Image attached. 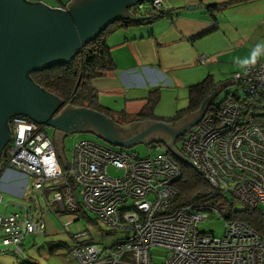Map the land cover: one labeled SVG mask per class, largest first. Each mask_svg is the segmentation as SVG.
<instances>
[{
    "label": "built area",
    "instance_id": "1",
    "mask_svg": "<svg viewBox=\"0 0 264 264\" xmlns=\"http://www.w3.org/2000/svg\"><path fill=\"white\" fill-rule=\"evenodd\" d=\"M162 1H139L133 12L140 16L147 9L159 12ZM232 79L245 96L264 93V60L256 57ZM8 126L11 138L3 151V168L26 178L21 196L25 202L10 203L9 211L5 204L0 212V253L12 247L20 255L19 246L27 236L45 231L46 212L57 216L84 209L108 228L130 234L103 248L80 242L84 233L71 234L64 226L74 242L69 255L78 264H264V237L249 225L223 219L221 237L199 231L201 221L219 214L218 207L204 202L169 210L182 172L166 151L141 157L84 138L73 145L70 162L63 168L40 125L14 116ZM182 151L222 196L230 193L244 207L264 214V130L242 113L236 99H225L217 112H206L188 128ZM109 168L121 173L112 177ZM49 191L51 200L46 196ZM156 246L166 251L160 263L151 261L150 250Z\"/></svg>",
    "mask_w": 264,
    "mask_h": 264
},
{
    "label": "crops",
    "instance_id": "2",
    "mask_svg": "<svg viewBox=\"0 0 264 264\" xmlns=\"http://www.w3.org/2000/svg\"><path fill=\"white\" fill-rule=\"evenodd\" d=\"M227 1L231 3L226 8L214 12L215 19L203 7ZM190 5H197L198 8L186 10ZM146 11L143 14L147 17L156 13L149 9ZM157 14L151 21L115 28L106 38L114 68L94 79L93 86L98 92L99 104L112 110L113 117H118L117 112L120 111L130 115L138 113L144 106L149 91L152 88L160 89L161 84L172 89L186 87L188 95L190 86L209 75L215 81L214 71L217 67L224 65L229 72V65L236 64L240 67L251 63L256 57L264 60V0H163L161 14ZM201 57L207 60L201 62ZM226 71L220 73L225 74ZM235 72L238 70L231 74ZM219 83L220 80L217 86ZM228 85L230 84L225 87ZM109 98L113 100L109 101ZM141 122L144 128L148 127V123ZM116 124L120 126L123 139L138 133L137 127L143 131L139 122L131 124L132 126ZM153 134L147 138L150 142L148 145H156L154 148L158 150L161 148L159 143L151 142L156 133ZM160 136L161 133L157 137L165 139L164 144L169 140L164 133ZM57 154L64 167L67 161L63 155V142L61 153ZM3 178V183H0L1 191L21 197L26 178L16 170L9 169L3 173ZM46 196L51 200L52 192H47ZM41 203L43 206V201ZM48 214L49 212L45 217ZM60 218L63 220L64 216Z\"/></svg>",
    "mask_w": 264,
    "mask_h": 264
},
{
    "label": "water",
    "instance_id": "3",
    "mask_svg": "<svg viewBox=\"0 0 264 264\" xmlns=\"http://www.w3.org/2000/svg\"><path fill=\"white\" fill-rule=\"evenodd\" d=\"M138 1L142 0H70L65 8H51L41 2L0 0V159L11 138L9 119L24 116L54 130L59 154L63 139L73 133H90L121 149L139 142L148 144L147 138L153 133H156L155 139L151 142H165L157 137L164 133L169 137L165 143L168 151L179 161L196 168L175 148L176 139L201 119L227 84L236 83V80L219 83L197 111L179 121L169 124L147 120L143 121L148 123L146 128L139 122L143 131L137 127L138 133L123 139L120 126L111 118L86 107L67 105L62 108L61 99L30 78L32 72L69 63L101 31L118 20L131 18L129 8ZM197 8V5H190L186 10ZM149 18L136 19L142 22Z\"/></svg>",
    "mask_w": 264,
    "mask_h": 264
},
{
    "label": "trees",
    "instance_id": "4",
    "mask_svg": "<svg viewBox=\"0 0 264 264\" xmlns=\"http://www.w3.org/2000/svg\"><path fill=\"white\" fill-rule=\"evenodd\" d=\"M229 3L231 1L219 4H206L203 7L215 19L214 12L221 11ZM63 8H65V5ZM157 16L158 14L155 13L146 20L151 21ZM136 18L132 17L114 22L105 30L101 31L95 39L82 47L79 53L69 63L55 64L41 71L32 72L30 78L36 85L61 99L62 108L67 105L72 107H86L105 114L113 119L115 123L121 124L122 126H129L144 120L175 123L188 113L197 111L205 98L214 91L218 84V82L212 79L211 75L188 88L187 105L177 110L170 117L159 118L154 114V108L160 100L159 88L150 90L148 96L145 98L146 102L144 106L134 115L120 111L117 112L118 117H113L112 110L99 104L98 92L91 83L94 79L103 76L105 72L114 68L106 38L111 30L115 28L127 27L133 23H141ZM228 98L230 97L222 99L217 104H214V101H212L207 111L217 112L223 101ZM235 99L239 102L242 113L253 118L264 129V93L246 95V98L242 100L237 97ZM179 139L181 138H178L176 143ZM158 145L160 147H166L163 142ZM149 146H152V144ZM153 146L155 147L156 145ZM177 150L182 153L180 149L177 148ZM164 151L180 166L182 172L181 178L175 184L176 195L169 206V210H176L197 203H210L218 207L219 214L223 219L243 222L264 237V214L261 211L251 210L246 207L239 210L234 209L233 205L219 193V190L213 187L195 168L179 161L167 148ZM4 159L3 154L0 162V175L5 166ZM80 211L84 210L80 209Z\"/></svg>",
    "mask_w": 264,
    "mask_h": 264
},
{
    "label": "rangeland",
    "instance_id": "5",
    "mask_svg": "<svg viewBox=\"0 0 264 264\" xmlns=\"http://www.w3.org/2000/svg\"><path fill=\"white\" fill-rule=\"evenodd\" d=\"M28 2H41L46 6L51 8H60L65 5L70 0H27ZM220 64V63H219ZM245 65V64H244ZM243 66L238 67L236 64L229 65L230 71H226L224 65L223 67H217L214 71L215 82L220 80V83L227 82L231 80L232 71L238 70L241 71ZM215 68V67H212ZM222 74L220 72H225ZM222 81V82H221ZM92 86L94 81H92ZM167 88H163L166 87ZM170 86L166 84H161V98L157 105L154 108V114L156 117H170L173 116L176 110L183 108L187 105V88L178 87L176 89L169 88ZM153 90V88L151 89ZM150 92V91H149ZM230 98H246L244 92L242 91L241 85L233 83L223 88L214 98V104L219 103L222 99ZM113 98H109V101H112ZM154 121V120H152ZM160 122V121H157ZM40 125V124H37ZM42 125V124H41ZM45 133L54 140L55 132L51 127L42 125ZM80 138H88L95 141H102L96 136L89 133H73L69 134L64 138L63 141V155L67 163L70 162L71 150ZM105 143V142H104ZM176 147L182 151V139H179L176 143ZM116 149H120L118 146H114ZM164 148L161 146L158 150L154 146H149L144 143H137L131 148H127L129 151L137 153L141 157H151L157 155L159 152H162ZM12 170H15L12 168ZM108 173L112 176H118V171H115L113 168H109ZM3 174L0 175V183H3ZM31 182V181H30ZM1 190V189H0ZM3 195V204H0V212L4 210V205L12 202H23L21 197L10 195L5 191H1ZM50 197V193L47 194ZM229 203L233 205V208L236 210L243 209L244 205L242 202L234 198L230 193L224 195ZM54 209L55 205L52 206ZM10 210V207L7 208V211ZM84 210V209H83ZM61 220L60 217H63ZM45 233L33 234L27 236L24 239L22 244L19 246L21 254L18 255L13 252V248H10V251L6 253H0V264H78V261L75 257L69 255L68 247L74 244L71 239V235L64 229V226H67L71 234L84 233V236L79 239L82 243H91L103 248H111L117 243L122 242L129 234V231H123L118 228H108L105 224L101 223L99 219L90 212L89 210L80 211L76 215L73 213H62L59 216V219L55 218L50 212L45 217ZM224 225L225 222L223 218L216 215H209V217L201 221L198 225L200 232L205 234L214 235L221 237L224 234ZM166 251L161 247H152L150 250L151 261L154 263H160L164 259ZM25 256V259H23Z\"/></svg>",
    "mask_w": 264,
    "mask_h": 264
},
{
    "label": "clouds",
    "instance_id": "6",
    "mask_svg": "<svg viewBox=\"0 0 264 264\" xmlns=\"http://www.w3.org/2000/svg\"><path fill=\"white\" fill-rule=\"evenodd\" d=\"M146 1H148V0H146ZM138 2H139V1H138ZM136 3H137V2H136ZM133 5H134V4H133ZM133 5L129 8V11H130L131 14H132V15H131V18H132V17H140V15H135V14H134V12H133ZM160 11H161V10H160ZM160 11H159V12H160ZM159 12H156V13H159ZM143 17H147V16L144 14ZM148 17H150V16H148ZM206 112H208V111L206 110L205 113H206ZM205 113H204V114H205ZM204 114H203V115H204ZM20 117H24V116H20ZM201 118H202V117H201ZM40 126H41L42 130L44 131L43 126H42V125H40ZM263 130H264V129H263ZM185 132H186V131H185ZM185 132H184V134H185ZM44 133H45V131H44ZM45 134H46V133H45ZM184 134H183L182 136H180L179 138L183 139ZM46 135H47V134H46ZM47 136H48V135H47ZM48 137H49V136H48ZM49 138H50V137H49ZM50 139L52 140V142H53V144H54V147H55V150H56V142H55V140H53L52 138H50ZM87 139H88V138H87ZM177 139H178V138H177ZM177 139H176V140H177ZM175 145H176V142H175ZM5 147H6V146H5ZM111 147H113V146H111ZM113 148H114V147H113ZM4 149H5V148H4ZM115 149H116V148H115ZM120 149H121V148H120ZM122 150H127V149H122ZM3 151H4V150H3ZM180 153H181V152H180ZM56 154H57V150H56ZM181 154H183V155L185 156V154L183 153V151H182ZM2 155H3V152H2ZM57 157H58V154H57ZM185 157H186V156H185ZM1 158H2V156H1ZM186 158H187V157H186ZM58 159H59V157H58ZM187 159H188V158H187ZM59 160H60V159H59ZM0 162H1V159H0ZM65 163L67 164V162H65ZM64 165H65V164H64ZM62 167H63V166H62ZM192 167H193V166H192ZM63 168H65V166H64ZM193 168H194V167H193ZM6 170H7L6 168H5V169L3 168L1 174H3ZM53 209H54V208H53ZM55 209H56V208H55ZM55 209H54V210H55ZM46 213H48V212H46ZM46 213H45V214H46ZM50 213L53 214L52 212H50ZM64 213H67V212H64ZM53 215L55 216V218H58L61 214H60V215H57V216H56L55 214H53ZM75 215H76V214H75ZM44 222H45V220H44ZM45 227H46V226H45ZM64 229H65V228H64ZM44 233H45V231H44Z\"/></svg>",
    "mask_w": 264,
    "mask_h": 264
},
{
    "label": "bare ground",
    "instance_id": "7",
    "mask_svg": "<svg viewBox=\"0 0 264 264\" xmlns=\"http://www.w3.org/2000/svg\"><path fill=\"white\" fill-rule=\"evenodd\" d=\"M263 237V236H262Z\"/></svg>",
    "mask_w": 264,
    "mask_h": 264
}]
</instances>
